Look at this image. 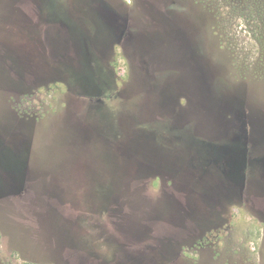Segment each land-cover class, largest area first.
I'll return each mask as SVG.
<instances>
[{
  "label": "rangeland",
  "instance_id": "1",
  "mask_svg": "<svg viewBox=\"0 0 264 264\" xmlns=\"http://www.w3.org/2000/svg\"><path fill=\"white\" fill-rule=\"evenodd\" d=\"M0 264H264V0H0Z\"/></svg>",
  "mask_w": 264,
  "mask_h": 264
},
{
  "label": "flooded vegetation",
  "instance_id": "2",
  "mask_svg": "<svg viewBox=\"0 0 264 264\" xmlns=\"http://www.w3.org/2000/svg\"><path fill=\"white\" fill-rule=\"evenodd\" d=\"M100 137H101V136H100ZM103 138H104V137H103ZM161 144H162V145H165L164 142H161ZM111 150H112V149H111ZM110 154H111V153H110ZM162 156H163V155H162ZM162 161H163V160H162ZM136 162H137V160L135 161V163H136ZM185 182H186V183H189L191 186L194 185V184H196L195 181H194L193 179L190 180V181H189L188 179H186V181H184V183H185Z\"/></svg>",
  "mask_w": 264,
  "mask_h": 264
}]
</instances>
